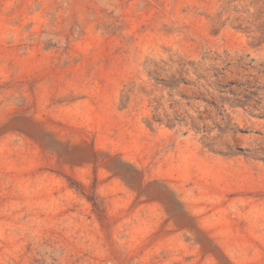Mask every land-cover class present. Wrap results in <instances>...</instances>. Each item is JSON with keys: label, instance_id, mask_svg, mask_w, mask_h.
<instances>
[{"label": "rangeland", "instance_id": "rangeland-1", "mask_svg": "<svg viewBox=\"0 0 264 264\" xmlns=\"http://www.w3.org/2000/svg\"><path fill=\"white\" fill-rule=\"evenodd\" d=\"M0 264H264V0H0Z\"/></svg>", "mask_w": 264, "mask_h": 264}]
</instances>
